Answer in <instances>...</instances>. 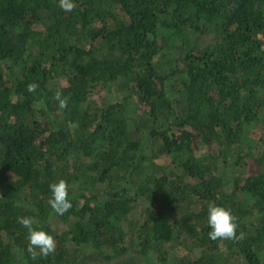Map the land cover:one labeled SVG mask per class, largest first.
Here are the masks:
<instances>
[{
    "label": "trees",
    "instance_id": "trees-1",
    "mask_svg": "<svg viewBox=\"0 0 264 264\" xmlns=\"http://www.w3.org/2000/svg\"><path fill=\"white\" fill-rule=\"evenodd\" d=\"M75 3L0 0V264H229L231 249L264 264V151L241 196L213 161L264 118V0ZM200 141L218 153L199 157ZM60 179L72 208L56 215ZM210 202L245 239L208 238ZM19 216L54 236V255L31 258Z\"/></svg>",
    "mask_w": 264,
    "mask_h": 264
},
{
    "label": "clouds",
    "instance_id": "clouds-1",
    "mask_svg": "<svg viewBox=\"0 0 264 264\" xmlns=\"http://www.w3.org/2000/svg\"><path fill=\"white\" fill-rule=\"evenodd\" d=\"M59 7L65 12H72L77 8L75 0H59ZM39 89L38 83H29L27 92L35 94ZM55 99L58 101L60 109L68 107L70 97L65 96L61 91H57ZM50 199L48 201L50 208L56 215H63L72 208L69 199V183L60 179L58 182L49 185ZM17 222L28 230L27 252L33 260L38 258L47 259L56 253L57 242L54 236L44 230H38L34 227L37 223L33 216H19ZM208 226L210 231L208 238L212 241H233L240 242L245 239V234L240 231L237 217L233 215L230 209L218 206L215 202L208 205Z\"/></svg>",
    "mask_w": 264,
    "mask_h": 264
},
{
    "label": "rangeland",
    "instance_id": "rangeland-1",
    "mask_svg": "<svg viewBox=\"0 0 264 264\" xmlns=\"http://www.w3.org/2000/svg\"><path fill=\"white\" fill-rule=\"evenodd\" d=\"M107 87L110 88V93L107 94L103 90L102 93L100 92L98 94L94 91L90 93L91 97L97 102H101L100 95L102 97L112 98L113 92L116 90V84L109 85ZM37 114V117H40V114ZM248 130L252 135V143L249 147L245 143L239 144L238 149L235 148L236 146H226L224 148L225 151H223L222 154H218L213 159L214 165L216 167L215 175L222 178L226 191H234L238 196H241V192L238 187L241 186L242 181L247 177L251 168V163L254 160L253 157H257L260 152L264 151V118L261 117L257 122L249 124ZM218 150L219 149L217 145H207L200 141L197 145L196 154H199V157H204L206 156L205 154L213 152L218 153ZM251 155H253L252 158ZM204 159L209 161V159L207 158ZM159 162L168 163L167 159L165 158L159 160ZM135 216H137L136 213ZM175 249L178 254H182L183 251L180 247H177ZM173 251H171V253H173ZM193 255L198 256L199 251H194ZM224 255L228 257L229 264H245L243 256L239 252H237L236 249L225 250ZM150 258V264H160L159 260L155 256H151ZM146 262L148 263V261Z\"/></svg>",
    "mask_w": 264,
    "mask_h": 264
}]
</instances>
